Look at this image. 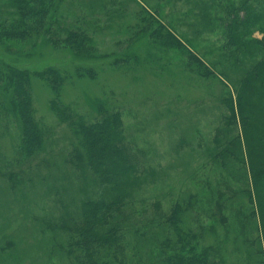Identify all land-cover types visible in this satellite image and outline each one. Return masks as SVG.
<instances>
[{
	"label": "rangeland",
	"instance_id": "obj_1",
	"mask_svg": "<svg viewBox=\"0 0 264 264\" xmlns=\"http://www.w3.org/2000/svg\"><path fill=\"white\" fill-rule=\"evenodd\" d=\"M98 3L71 0L62 12L65 23L69 17L75 19L84 12L94 23L98 21L96 59L78 60L69 50L53 49L41 40L35 49L28 46L17 54L16 50L9 53L0 47V60L21 71L55 69L67 75L61 105L89 122L98 119L95 109L100 102L122 113L126 145L139 165L140 176L149 180L120 216L128 233L124 242L126 264H147L149 253L154 250L153 245L151 248L136 241L134 232L148 226L160 235V245L164 241L162 234L170 235L165 230V217L177 202L187 203L192 196L197 206H186L183 228L197 233L200 251L220 248L231 239L226 227L231 236L239 234V215L226 208L218 214L216 206H222L226 196L233 198L231 202L236 199L233 193L238 192L239 185L238 180H229L217 168L209 150L214 148L220 130H229L230 137L242 131L240 124L225 128L229 116L225 101L230 93L234 99L235 95L218 79L198 78L189 69L186 54L164 48L156 40L163 26V34L173 31L185 38L190 50L212 68L219 57L221 30L215 29L212 34L196 24L202 5L211 6L213 0H193L191 7L186 0H105V11L90 16L89 7L92 4L96 9ZM189 9H194L192 15L188 14ZM211 12L209 7L213 20L216 11ZM150 17L152 22L148 21ZM254 38L262 36L256 34ZM125 57L133 60L121 64L118 60ZM90 70L97 75L95 80L79 77V73ZM32 93L37 118L46 129V150L40 159L23 166L22 162H15L13 146L20 138L21 128L9 124V134L4 137L5 128H0V152L6 159H2L4 163L0 161V168L5 172L2 174L13 177L10 182L0 176V264H75L69 257L71 234L52 230L47 222L59 223L60 217L72 214L87 196L80 191L81 177L67 162L73 152L70 134L50 111L51 90L43 82L33 80ZM237 198L239 205L243 200ZM246 204L245 201L243 205ZM222 216L227 218L226 226L221 224ZM232 240L223 260L238 264L245 256L235 252ZM137 242L141 250L133 260Z\"/></svg>",
	"mask_w": 264,
	"mask_h": 264
},
{
	"label": "trees",
	"instance_id": "obj_2",
	"mask_svg": "<svg viewBox=\"0 0 264 264\" xmlns=\"http://www.w3.org/2000/svg\"><path fill=\"white\" fill-rule=\"evenodd\" d=\"M69 1L0 0V47L9 53L16 50L17 54L28 46L35 49L42 40L53 49L69 50L78 60L96 59L98 21L94 23L84 12L78 17L74 15L75 19L69 17L65 23L62 12ZM98 1L96 9L92 4L89 7L92 17L106 9L105 0ZM192 1L186 0V4L191 7ZM209 7L212 12L216 11L213 20L208 13ZM200 9L197 27L202 26L212 34L216 33L215 29L221 30V46L217 48L219 57L212 68L190 50L185 38L175 32L163 34L165 28L161 26L156 40L161 41L164 48L186 54L189 69L198 78L218 79L229 93L233 89L235 99L230 93L229 100L225 101L229 113L225 128L240 124L242 131L238 136L230 137L229 130H220L209 156L229 180H238L239 189L233 193L236 199L232 202L230 199L233 198L226 196L224 201V195H221L219 201L224 202L216 207L218 214L226 208L239 215L236 222L238 235L231 236L229 227L225 228L233 239L235 252L245 256L238 264H264V0H241L239 3L226 0L224 4L221 0H213V5H202ZM193 13L194 9L188 10L189 15ZM148 21L152 22V17ZM139 22L138 26L141 25ZM256 34L262 39L254 38ZM131 60L125 57L118 61L123 64ZM78 75L90 80L97 77L92 70ZM33 80L43 82L52 92L50 111L70 134L73 152L67 162L78 172L83 181L80 191L88 197L72 214L60 217L59 223L47 222L49 228L71 234L69 257L75 264H126L124 242L128 233L120 216L134 194L149 180L140 176L139 165L126 145L122 113L100 102L95 109L98 119L89 122L74 114L70 107L61 105V94L69 80L67 75L55 69L35 73L21 71L0 60V128H5L3 137L9 134V124L15 123L21 128L13 153L15 162H22V166L39 160L46 150V129L34 108ZM2 159L6 160L0 152V161L4 163ZM2 173L5 172L0 168V176L12 182L11 174ZM226 184L229 188L228 181ZM238 196L243 200L239 205ZM192 197L187 203L177 202L170 215L165 217V230L171 236L162 234L164 241L160 245V235L151 232L150 227L134 232L133 237L142 241L143 246H154L147 264H227L223 258L228 254L226 248L230 238L220 248L200 251L197 233L183 228L188 208L197 206ZM245 201L248 204L243 205ZM220 218L221 224L226 226L227 218ZM140 250L137 242L133 260L137 259Z\"/></svg>",
	"mask_w": 264,
	"mask_h": 264
}]
</instances>
